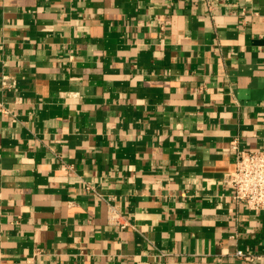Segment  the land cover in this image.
<instances>
[{"label":"crops","instance_id":"obj_1","mask_svg":"<svg viewBox=\"0 0 264 264\" xmlns=\"http://www.w3.org/2000/svg\"><path fill=\"white\" fill-rule=\"evenodd\" d=\"M235 139L264 0H0V264H264Z\"/></svg>","mask_w":264,"mask_h":264},{"label":"built area","instance_id":"obj_2","mask_svg":"<svg viewBox=\"0 0 264 264\" xmlns=\"http://www.w3.org/2000/svg\"><path fill=\"white\" fill-rule=\"evenodd\" d=\"M235 169L225 181L232 189V200L245 203L251 210L264 211V149H245L235 139ZM237 255L244 256L239 250Z\"/></svg>","mask_w":264,"mask_h":264}]
</instances>
